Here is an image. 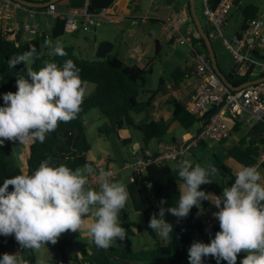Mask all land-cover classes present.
<instances>
[{
	"label": "clouds",
	"instance_id": "obj_1",
	"mask_svg": "<svg viewBox=\"0 0 264 264\" xmlns=\"http://www.w3.org/2000/svg\"><path fill=\"white\" fill-rule=\"evenodd\" d=\"M49 55L64 56L66 52L57 41L46 42ZM208 54V53H207ZM40 54L35 47L13 55L8 67L24 63L27 76H18L17 91L3 94L0 106V144L5 140L44 142L48 133L60 122L76 117L83 101L80 69L71 60L63 65L45 62L39 70L32 65ZM178 173L179 199L175 205L164 207L149 221L151 228L167 241L173 223L166 219L170 212L186 218L196 206L203 211L202 201L210 200L219 210L214 216L220 230L210 243L195 241L189 248L190 264H204V257H215L217 264H236L238 255H245L240 264H264V175L256 166H241L234 170V183L224 187L221 195L201 189L213 181L215 165L202 166L182 160L172 169ZM93 169L85 165L72 169L55 165L51 158L42 161L30 174L20 173L0 185V235H14L23 249L40 252L48 244H56L68 231H87L98 248L107 250L117 240L127 237L120 223V212L126 206V185L113 180L111 170L100 169L98 187H88ZM13 190L9 191V186ZM22 256V255H21ZM0 264H22L16 253L5 252ZM37 264H46L38 259Z\"/></svg>",
	"mask_w": 264,
	"mask_h": 264
},
{
	"label": "trees",
	"instance_id": "obj_2",
	"mask_svg": "<svg viewBox=\"0 0 264 264\" xmlns=\"http://www.w3.org/2000/svg\"><path fill=\"white\" fill-rule=\"evenodd\" d=\"M113 1L90 0L88 10L90 12L98 11L103 7H109ZM241 11L247 24L250 20L259 17L261 13L260 7L256 4H243L241 5ZM192 21L194 22V20ZM204 26L209 32V25L206 23ZM240 31L239 35L243 30ZM198 43L201 44L202 50L208 53L206 43L200 33L199 41L194 39V45L196 50L202 51L198 48ZM32 47H35L40 54V57L35 59L32 65L33 70H39L45 62H55L62 66L66 60L71 59L80 69L82 86L92 83L95 87L91 94L83 99L81 109L74 119L66 123L60 122L54 131L47 134L44 142L41 143L37 140L28 145L26 149L27 174L33 172L47 158H51V162L55 165L64 164L72 169L89 164L87 154L91 151L92 146L86 130V119L87 115L94 109H99L110 121V124L106 125V131H115L118 121H124L127 128L138 133L143 143L140 152L145 153L147 149L152 148L153 154H158L159 149L150 148V146L153 141H158L157 143L166 141L163 139L169 132L170 122L164 118H155L151 114V107L154 105L157 96L163 91L165 84L164 79L161 78L157 88L149 89L146 87V75L152 71V66L140 68L127 65L117 54H110L104 59L97 60L84 58L76 53L73 46H63L66 52L64 56L48 55L44 58L42 55L43 48L38 39L26 43H22L18 39L10 40L7 38V34L0 29V100L3 99L4 93L17 91L16 80L18 76H27L25 64L20 63L15 68H10L8 67L9 58L13 55L22 54ZM259 49L260 46H257L252 50L253 54H260ZM192 54L194 55L195 51H192ZM260 58L263 57L260 55ZM187 74L189 72L180 67L172 72L175 87L180 85ZM260 75L264 76V74ZM252 79L253 76L251 75H236L231 81L235 86H239ZM148 93L150 95L147 99L139 98ZM172 103L173 120L181 124L187 131L195 125L199 126L200 122L206 123L210 116L218 111V107L213 106L201 116L193 115L186 110L185 104L180 100L174 99ZM139 114L145 115L144 118L135 121L134 115ZM241 123L236 121L234 128L239 129L243 124ZM73 147L77 151L76 155L65 159L61 154V150H69ZM195 148L192 159L189 161L193 165H215L217 173L211 179H215L223 193L224 187L231 186L235 179L234 169L226 163L228 157H231L242 166H254L258 162V157L264 150V122L256 123L251 131L233 148L221 152H211L210 143L205 141L200 142ZM202 151L204 153L200 154L199 152ZM208 152H211V154H208ZM178 164L152 163L145 170L132 171L133 182L138 187L140 199L151 216L159 212L162 201H166L164 207H171L178 201V183H182V181L179 180L178 173L172 170ZM262 169L264 171V164ZM21 172L23 173L9 148L7 146L2 147L0 144V185L3 184L5 179ZM213 182L201 185V189L206 192L212 191ZM12 190L13 186L10 185L9 191ZM208 205V200L202 201L203 208ZM205 217L194 214L192 211L186 218H177L170 212L166 213V219L174 225L173 232L169 239L164 241L148 226L147 230L154 238L155 243L152 248L145 250H136L116 244L105 250L98 248L93 242L90 251H84L82 257H69L65 250L67 246L71 245L70 240L59 238L56 244L49 243L48 246L55 250L54 264H72V262L77 264H135L137 262L181 264L187 262L190 264L188 250L192 243L195 241L210 243L211 239L220 230L219 221L216 219L211 231L206 233L204 229ZM121 219V225L126 229V239L137 234L132 227L128 214H125ZM1 237L2 235H0V240ZM0 246H3V244L0 243ZM21 255L24 264H37L35 251L21 247ZM244 255L243 252L238 255L236 264H240V260ZM204 264H217V260L211 256L204 257ZM221 264H227V261H222Z\"/></svg>",
	"mask_w": 264,
	"mask_h": 264
},
{
	"label": "crops",
	"instance_id": "obj_3",
	"mask_svg": "<svg viewBox=\"0 0 264 264\" xmlns=\"http://www.w3.org/2000/svg\"><path fill=\"white\" fill-rule=\"evenodd\" d=\"M29 1L35 2L37 5L33 7L27 6L14 0L9 9H0V29L4 30L6 27L14 28V30L9 32L4 30L8 39H18L22 43L38 39L43 48L42 55L44 58H46L50 52L46 42L51 41L54 44L59 41L62 46H73L76 53L84 58L97 60L104 59L110 54H117L127 65L138 66L140 68H148L149 66H152V71L146 75V80L149 76H154L155 71H158L162 73L159 81L163 78L165 84L163 91L160 92L154 105L151 107V114L155 118H164L166 121L170 122V124L171 122H177L173 120L172 116V100L178 99L184 104L190 101L195 94L199 77L195 73L194 65H191L189 62L192 60L195 62V56L193 54L192 57L186 55L183 50L184 48L180 50L179 47L182 44L179 45L173 34L175 33L174 29L178 28L181 24L180 20L175 19L173 27L170 26L169 28L170 34L166 31L164 22L172 12L190 7V0H114L108 7V17L106 20L102 21L99 25L92 26L88 31H84L81 28L76 31L69 30L65 18L61 16H53L51 13L47 12V8L50 3H55L61 12L83 13L88 8L89 0ZM219 1L220 0H210V4L216 6ZM244 3L258 5L261 12L259 17L264 21V5L259 4L257 1L238 0L229 12L228 24L226 27L228 28L231 25V31H229V33H226L227 31L224 32L226 37L238 35L241 32L240 30L245 29L247 23L245 22L244 15L241 11V5ZM18 4L21 6H18ZM199 6L202 9V15L204 17V0H196L197 13L201 18L200 12L198 11ZM25 7H31L37 11L31 15ZM191 18L182 25V28L185 27L187 29H192L195 39L199 41V31L196 28L195 23L192 21L193 18ZM201 20L203 23L202 18ZM206 23L208 24L207 21ZM28 24H38L39 27L34 32L28 31L26 30V25ZM47 35L49 37H47ZM212 43L218 67L229 80L236 75H251L253 76V79L262 77L259 72L253 70L254 64L250 65L251 68L246 67L245 64L248 63V60L243 63L236 60L233 54L224 45L221 37L218 36L213 38ZM197 46L202 50L200 43H198ZM262 50L263 52L260 51V54L258 55L249 53L246 49L243 50V53L247 54L249 57L252 56L255 59H261L260 55L261 57H264V47ZM180 66H188V69L186 70L189 74H187L179 86L175 87L172 79V72ZM167 70H169L168 75L164 76V74L167 73ZM82 87L83 90L86 88L89 89L90 85L86 84ZM93 90L94 86H91L90 92L86 96L90 95ZM86 96H83V99ZM180 96H183V99L180 98ZM3 105L4 100L1 99L0 106ZM159 105L165 106L160 109ZM144 116L139 118L138 121L144 118ZM228 121L233 128L231 136L224 143L219 144V142H212L210 144L211 147L222 146L224 144L225 149L233 148L238 145L240 140H242V138H244L253 128V126L241 123L242 126L237 129L234 128L236 123H233L231 119H228ZM124 124V121H118L116 130L110 133L118 136L122 144H130L132 148L133 143L136 142L137 148L134 150L135 154L140 148H142L143 143L138 136V133L136 132L134 134L130 128H125ZM197 128L198 125L196 129ZM163 140L170 141L173 139H167L165 137ZM31 142L32 141L20 144L19 140H5V142L1 144L2 147L7 146L9 148L14 160L24 174H27L28 172L26 149ZM154 142L157 143L158 141H153L150 148L155 147V149H159L160 143H157L156 145L153 144ZM76 152L77 151L74 147L69 150H61V154L65 159L69 156L76 155ZM90 152L87 154V159L89 161V164L87 165L93 169V172L95 171V163L104 162V169L116 166L117 161L114 159V153H107L103 157L95 160L89 157ZM132 156L134 155L123 156L122 161L124 162L125 160L130 159ZM239 165L242 166L241 164ZM258 170L264 175L262 169ZM122 171L124 170H120L119 175L113 179L126 185L129 193L126 206L120 212V223L122 220L121 218L124 217L125 214H128L133 229L136 232H140L142 227L138 224L139 220L137 219L136 213L140 215V220L145 221L146 229L149 226V221L152 216L140 199L138 187L131 180L132 170L128 171L127 175H123ZM97 187L92 186L91 188L96 189ZM208 193L221 195L222 190L219 184L214 181L213 190ZM208 201L209 205L203 209H210V212H205L204 210L201 211L196 206H194L191 211L197 215H199V213H206L204 219L208 218L209 215L219 210L210 200ZM75 233L80 236V239H77L76 237L75 241H73V239L70 240L73 243L72 245H74V247L77 246V248L72 252L65 251L69 257H82L84 251H90L93 240L86 230L81 233L79 231ZM2 238L3 236L1 239ZM9 239L16 240L14 235H10ZM114 244H121V240H119V243L115 242ZM50 248V246H45L40 252L35 251L37 260L42 258L45 260L46 264H54L53 258L55 256V250L52 249V251ZM4 250L5 246H0V252ZM19 258L22 261V264H24L22 256H19ZM184 263L188 264L187 262H182L181 264ZM72 264L77 263L72 262Z\"/></svg>",
	"mask_w": 264,
	"mask_h": 264
},
{
	"label": "built area",
	"instance_id": "obj_4",
	"mask_svg": "<svg viewBox=\"0 0 264 264\" xmlns=\"http://www.w3.org/2000/svg\"><path fill=\"white\" fill-rule=\"evenodd\" d=\"M14 0H0V9H9ZM237 0H220L216 6L210 4V0H204L203 14L208 22L210 31L208 32L211 39L221 37L224 45L233 54L239 62H246L247 68L254 64L253 70L264 74V57L255 59L243 53L246 49L249 53L257 48L264 47V21L257 17L250 20L247 27L239 35H234L232 39L225 36L224 28L228 24V16L231 9L235 6ZM90 2V0H89ZM18 6H21L18 4ZM32 15L37 10L31 7H25ZM47 12L53 16H61L66 20L69 30L76 31L79 28L88 31L92 26L99 25L108 17V7H103L98 11L90 12L87 10L83 13H65L61 12L55 3H50ZM191 18L190 7L184 10L172 12L164 22V27L169 33L170 26L173 27L175 19L180 20L181 24L175 28L174 36L180 44L190 45L195 51V73L199 77L194 96L185 104L186 110L193 115H203L213 106L218 107V111L212 114L206 123L200 122L199 128L190 137H183L175 140L164 141L159 144V152L154 155L151 149H147L145 153L138 152L130 159L125 160L122 168L104 169L103 163H95V171L89 176L88 187H97L98 173L100 169L111 170L115 175L112 179L119 175L121 169L145 170L152 164H160L166 162L168 164L179 163L182 160H188V153L200 142L205 141L221 142L227 140L232 133V127L228 119L233 123L242 122L250 126H254L258 122H264V81L253 83L240 89H232L227 86L215 72L208 54L204 51H198L194 45V33L192 29L182 28V25ZM38 24L26 25V30L36 31ZM6 32L14 30V28H4ZM3 30V31H4ZM5 32V33H6ZM170 34V33H169ZM47 37H49L47 35ZM264 164V150L258 157V162L254 165L257 169H262ZM263 170V169H262ZM131 180L134 178L131 176ZM214 213L204 220L205 232L209 233L215 223ZM1 243L5 246V250L0 252L2 256L5 252L16 253L21 256V245L16 240L3 237Z\"/></svg>",
	"mask_w": 264,
	"mask_h": 264
},
{
	"label": "rangeland",
	"instance_id": "obj_5",
	"mask_svg": "<svg viewBox=\"0 0 264 264\" xmlns=\"http://www.w3.org/2000/svg\"><path fill=\"white\" fill-rule=\"evenodd\" d=\"M249 1H257L259 4L264 5V0H249ZM246 4V3H244ZM198 11L200 12L201 18L203 19L204 24H206V21L202 15V9L198 8ZM224 31L226 33H229V31H231V25L227 28H224ZM229 39H232L231 37H228ZM180 45V43H179ZM168 48V47H167ZM184 48V49H183ZM263 49V47H260ZM179 49H183L184 52L186 53V55H188L189 57H192V47L190 45H180ZM260 49L261 52H263V50ZM191 63V65H194V69L196 66V63L194 62V60L189 61ZM192 67V66H191ZM192 67V68H193ZM180 68L182 69H188V66H180ZM191 68V69H192ZM169 70H167V73L164 74V76L168 75ZM162 75V73L155 71L154 76H149L146 80V87L149 89H155L158 87L159 85V78ZM88 85H90L89 89H84L83 90V96H86L91 89V86H94L92 83H88ZM150 95V93L144 95L143 97L140 96V99H147L148 96ZM180 98L183 99V96H180ZM160 106V109L163 108L165 105ZM142 114L139 115H134V119L135 121H138L139 118H141ZM110 124V121L108 120V118L99 110V109H94L92 110L88 115H87V119H86V130L88 133V138L89 141L91 143L92 146V150L90 152V156L92 159H99L100 157H103L105 154L109 153H114V159L117 161L116 166L114 167V169H120L123 166V161H122V157L123 156H131V155H135L140 151H137L134 154V150L137 148V144L136 142L133 143V148L131 147L130 144H122L121 141L119 140L118 136H115L114 134L106 131V125ZM124 127L126 128V125L124 124ZM196 127L197 125H195L191 130L187 131L181 124H179L178 122H171L170 124V129L169 132L166 135L167 139H173V137H175V139H179V138H183V137H190L192 134H194L196 132ZM131 131L135 134L136 131L132 130ZM136 140V139H135ZM212 143V142H211ZM210 143V144H211ZM218 143V142H217ZM153 144H156V142H154ZM220 144V143H219ZM221 146V145H220ZM220 146H212L210 145V147L212 148V151H217V152H221L226 150L224 147V144L220 147ZM196 148L194 147L192 151H190L187 155V159L191 160L192 159V154L193 151ZM198 151V150H197ZM211 152L208 154H211ZM200 154H203L204 152H199ZM198 153V154H199ZM207 154V156H208ZM210 157V155L208 156ZM226 163L231 166L234 170L238 169L239 167H241L239 165V163H237L234 159H232L231 157H228L226 160ZM122 170V169H121ZM122 171L123 175H127L128 171L130 170H125ZM213 179V178H212ZM213 181H215V179H213ZM134 208V207H133ZM205 212L208 211L210 212V209H203ZM199 215L201 217H205L206 213L202 214L199 213ZM137 219L139 220V225L142 227V230L140 232H137L136 235H132L129 236L128 239H123L121 240V246L123 247H131L133 249L136 250H145V249H150L154 246L155 240L154 238L149 234L148 230L146 229L145 226V221L144 220H140V215H138L136 213ZM120 218V217H119ZM6 238H10L9 236H5ZM68 238V240L73 239V241H75L76 237L77 239H80V236L72 231H68L63 233L60 238L65 239ZM71 241V240H70ZM72 242V241H71ZM81 242V241H80ZM116 243H119V240H117ZM73 243H71V245L66 247V251L67 252H72L76 247H74V245H72ZM51 250L53 248H50ZM53 251V250H52ZM135 264H148L146 262H137ZM185 264V263H184Z\"/></svg>",
	"mask_w": 264,
	"mask_h": 264
},
{
	"label": "water",
	"instance_id": "obj_6",
	"mask_svg": "<svg viewBox=\"0 0 264 264\" xmlns=\"http://www.w3.org/2000/svg\"><path fill=\"white\" fill-rule=\"evenodd\" d=\"M15 1H17L19 3H22V4H25L27 6H32V7L37 5V3L31 2L29 0H15ZM190 11H191V16H192V18L194 20V23L196 25V28L198 29L201 37L204 39V41L206 43V46H207V49H208V56H209V58L211 60L212 66H213L215 72L217 73V75L221 78V80L227 86H229L232 89H240L242 87H246V86L251 85L253 83L264 81V76H262L260 78L248 80V81L242 83L239 86H235L233 84V82L231 80H229L228 77L225 76L223 74V72L220 70V68L218 67L217 58H216L215 50H214V47H213L212 39L210 38L207 30L205 29L204 24L202 23V20H201L200 16L197 13L196 0H190ZM246 27H247V24H246ZM263 35H264V33H263Z\"/></svg>",
	"mask_w": 264,
	"mask_h": 264
}]
</instances>
